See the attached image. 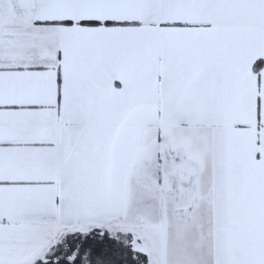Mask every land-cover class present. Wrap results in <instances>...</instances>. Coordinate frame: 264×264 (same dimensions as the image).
I'll return each mask as SVG.
<instances>
[{
  "label": "snow or ice",
  "instance_id": "6c2138e0",
  "mask_svg": "<svg viewBox=\"0 0 264 264\" xmlns=\"http://www.w3.org/2000/svg\"><path fill=\"white\" fill-rule=\"evenodd\" d=\"M0 264H264V0H0Z\"/></svg>",
  "mask_w": 264,
  "mask_h": 264
}]
</instances>
